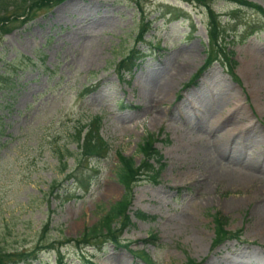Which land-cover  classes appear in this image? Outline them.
Returning <instances> with one entry per match:
<instances>
[{
	"label": "rangeland",
	"instance_id": "374dc122",
	"mask_svg": "<svg viewBox=\"0 0 264 264\" xmlns=\"http://www.w3.org/2000/svg\"><path fill=\"white\" fill-rule=\"evenodd\" d=\"M247 1L264 10V0ZM133 2L63 0L0 34V252L78 238L124 190L114 174L118 154L138 163V145L152 132L166 165L159 183L141 180L133 188L132 225L120 236L128 247L78 248L70 241L59 247L63 264H185L190 257L199 264H264V12L211 2L233 64L229 70L218 55L200 71L209 44L206 8L139 0L140 13ZM144 20L150 26L136 41ZM130 49L138 57L119 72L116 63ZM179 64L182 72L164 96L147 91ZM95 115L107 155L90 160L98 177L88 192L62 201L49 185L80 168L73 129ZM58 150L66 155L64 171ZM135 209L152 218H136ZM217 211L227 231L240 233L215 246ZM57 255L42 250L29 264H57Z\"/></svg>",
	"mask_w": 264,
	"mask_h": 264
},
{
	"label": "trees",
	"instance_id": "16d2710c",
	"mask_svg": "<svg viewBox=\"0 0 264 264\" xmlns=\"http://www.w3.org/2000/svg\"><path fill=\"white\" fill-rule=\"evenodd\" d=\"M63 0H0V34L5 33L6 28L12 21L19 19L21 21H27L31 19L32 14L41 8L52 7L56 3ZM195 4L203 5L208 13V29H207V56L203 61V65L200 67V71L209 66L211 62L218 58V55H223L224 60L229 66V70L232 69V61L229 59L228 50L221 41H219L220 35L224 33L218 15L211 8V2L215 0H185ZM234 2L237 7L240 5H254L255 8L264 12L262 7H259L253 2L247 0H226ZM138 11L142 13L143 8L139 0H134ZM165 12L171 13L169 8L165 9ZM181 13H176L175 18L179 17ZM136 34V41L143 40L145 31L150 26L149 21L144 20ZM136 49H130L124 57H122L117 63L116 67L119 72L126 68H131L135 59L138 57ZM121 74V73H120ZM195 77L191 81H193ZM101 116L95 115L85 122L77 121L75 128L73 129L74 139L79 148L78 157L76 158V165L80 168L71 170V172L65 175V180H55L49 185V194L54 197L62 198V201H67L71 198H78L88 192L93 181L98 177V168L90 163L92 158L100 159L107 155L109 149V143L102 137L99 132L101 126ZM158 139L152 132L147 133L138 145V151L141 152L142 157L138 163H135L132 156H125L118 154V166L114 172L118 182L123 185L124 190L120 195V198L111 202L110 205L103 209V213L100 215L98 221L94 224L85 227L82 234L78 238H66L64 240H45L44 242L37 243L32 250L22 252H0V264H29L31 260L36 259L39 252L42 250L56 249L58 252L56 263L63 264V255L59 252V247L64 243L72 241L78 248L80 246H93L100 249L105 242L113 243L119 247L124 245L128 247L129 242H121L120 236L122 232L132 225L130 217V205L133 199V188L137 182L145 180L152 183H159L160 174L165 167L166 162L164 160L163 153L159 151L154 145V140ZM59 161L62 163V170L67 167L65 162V154L60 150L57 151ZM84 170V171H83ZM71 183V184H70ZM62 190V193H61ZM133 215L138 219H149V216L143 210H132ZM214 223V238L213 245H218L225 239L239 236V230L227 231L225 228L226 217L221 212H214L212 215ZM49 221H46L41 229V236L47 234ZM143 258L147 257L145 251L136 252ZM89 264H95L90 260H86ZM185 264H199L193 258H188Z\"/></svg>",
	"mask_w": 264,
	"mask_h": 264
},
{
	"label": "bare ground",
	"instance_id": "6f19581e",
	"mask_svg": "<svg viewBox=\"0 0 264 264\" xmlns=\"http://www.w3.org/2000/svg\"><path fill=\"white\" fill-rule=\"evenodd\" d=\"M181 65L179 64L178 65V67L177 68H175L174 69V72L173 73H168L166 76H164L162 79H161V81L160 82H158V84H156V85H152V84H149L148 86H147V91L149 92V93H152L153 91L155 92V93H157V96L159 95H161V96H164L167 92H168V90H169V88L171 87L170 86V84H171V81L173 80V78H176V77H178L179 76V74H181ZM177 79V78H176ZM175 79V80H176ZM146 84V83H145ZM142 90V89H141ZM145 97V96H144ZM219 97V96H218ZM157 98V97H156ZM155 100V99H154ZM155 102V101H154ZM213 105H215V104H213ZM155 106V105H154ZM157 107V106H156ZM215 107V106H214ZM219 107V106H218ZM209 108V107H208ZM153 109V108H152ZM215 109V108H214ZM219 109H221V108H219ZM210 110V109H209ZM148 111H150V110H148ZM212 113V112H211ZM188 114V113H187ZM186 114V115H187ZM156 117V116H155ZM154 117V118H155ZM213 117V116H212ZM157 118V117H156ZM155 118V119H156ZM215 118V117H214ZM154 120V119H153ZM227 132V131H226ZM223 135V134H222ZM224 136V135H223ZM221 139V138H220ZM224 140V139H223ZM219 141V140H218ZM217 141V142H218ZM218 146V145H217ZM220 146V145H219ZM219 146L217 147V148H219ZM221 149H222V147H221ZM215 155V154H214ZM217 157V156H216ZM229 158V157H228ZM237 159V158H236ZM230 160V159H229ZM228 160V161H229ZM232 160V159H231ZM230 160V161H231ZM246 160V159H245ZM249 160V159H248ZM253 162V161H252ZM247 163V162H246ZM252 165V164H251ZM250 165V166H251ZM252 167V166H251ZM220 169V168H219ZM223 171V170H222ZM212 172V171H211ZM251 173V172H250ZM222 174V173H221ZM220 174V175H221ZM189 175V174H188ZM228 176V175H227ZM236 176V175H235ZM238 177V176H237ZM258 178V177H257ZM196 179V178H195ZM238 180V179H237ZM249 180V179H248ZM259 180V179H258ZM264 182V181H263ZM247 185V184H246ZM258 185V184H257ZM253 187V186H252ZM264 191V190H263ZM262 193H264V192H262ZM263 227H264V225H262ZM263 231V230H262ZM240 255V254H239ZM236 256H233L232 257V259L233 258H235Z\"/></svg>",
	"mask_w": 264,
	"mask_h": 264
}]
</instances>
